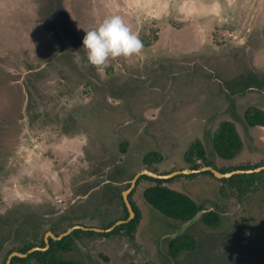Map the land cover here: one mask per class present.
I'll return each mask as SVG.
<instances>
[{
	"label": "rangeland",
	"instance_id": "1",
	"mask_svg": "<svg viewBox=\"0 0 264 264\" xmlns=\"http://www.w3.org/2000/svg\"><path fill=\"white\" fill-rule=\"evenodd\" d=\"M112 14L144 48L96 68L82 39ZM244 80L252 88L243 89ZM250 107L264 111V0H0V264L50 230L102 229L124 217L132 177L189 169L185 154L197 141L219 170L264 163V127L246 124ZM223 121L243 139L232 160L213 152ZM194 175L166 186L206 210L223 209L220 226L204 225L200 213L188 222L163 216L143 199L151 183L141 180L131 196L140 215L133 245L122 233L79 235L61 258L264 264V173L241 195ZM182 234L196 249L173 258L169 243Z\"/></svg>",
	"mask_w": 264,
	"mask_h": 264
},
{
	"label": "trees",
	"instance_id": "2",
	"mask_svg": "<svg viewBox=\"0 0 264 264\" xmlns=\"http://www.w3.org/2000/svg\"><path fill=\"white\" fill-rule=\"evenodd\" d=\"M244 81L245 83H243V86L245 84V87L243 89L252 88L251 85H249L250 84L249 82H247L246 80ZM235 87L236 85H233V88ZM242 87H240V90L238 91L239 93L244 92L243 89H241ZM229 110H230L229 115H231V117L235 119L236 113L234 110V105L232 103L229 106ZM244 119L246 124L250 127H255V126L264 127L263 110H260L255 107H250L246 110L244 114ZM242 140L243 139H241L234 124L230 121H223L222 123H220L218 129L213 134V138H212L213 152L223 160H232L241 150L243 144ZM156 158L159 162L162 161L161 155H156ZM185 160L190 165L189 169H199L203 166H212L214 167V169H216L221 173H227L234 170H250L264 165V163L262 162L255 166L240 165V166L230 167L227 170H219L212 164L213 162L206 157L204 146L199 141L195 142L193 145L189 147V150L185 154ZM199 161L202 162L201 165H198ZM144 165L146 166L148 165L146 158L144 159ZM263 173L264 170L252 174H236V175H232L229 178H223V179H216L213 176V174H211L209 171L202 172L199 174H208L217 181L228 183L232 192L241 195L246 193L247 191L252 190L256 186L255 183L260 181V179H258V176ZM177 176H174L173 178L167 180L154 179L146 175L140 176L136 181V185L134 189L128 195L129 202L132 205L135 215L134 218L128 221L127 223L119 225L109 232L96 233L93 231L74 230L72 233L63 237L59 241H53L51 239H48L49 244L46 250L34 251L28 254V256L25 258L14 257L12 258L11 264H29L31 261L34 262V264H79L78 262L61 258V254L69 250L68 246L70 245V242L72 241L73 237H78L79 235L106 237L113 233L114 234L122 233L127 238L130 245H133L134 244L133 238L139 224L140 215L138 214L134 204L132 203L131 196L141 180H145L151 183V186L143 189L142 191L143 199L145 200L146 203L151 205L155 210H157L163 216H166L171 220L188 222L200 213V217H201L200 220L204 223V225L209 227L220 226L221 218H222L221 212L223 211V209L212 207L211 209L206 210L202 208L201 205L197 204L188 195L172 190L166 186V184L170 183V181L172 182ZM189 176H196V175L193 174ZM242 179L244 180V182L238 183V181ZM248 181H252V182L248 183ZM129 186L130 183H127L125 189H127ZM225 192L226 191L224 189V185H221L220 194L222 196H225L226 195ZM121 202H122V210L124 217H122L120 220H125L129 216L123 200ZM113 224L114 222L110 223L105 227H102V229L106 230L111 226H113ZM70 227H72V225L69 226V228ZM65 231L66 230L54 235L57 236ZM44 246H45V242L43 238L40 244L38 245V247H44ZM33 247H37V246L32 244H27L21 249L8 251V253L4 256L3 264L5 263L7 256L11 252L17 251L20 253H25ZM195 249H196V241L194 237H191L188 234H182L174 237L170 241L168 246V252L173 258L178 257L183 252H190V251L192 252ZM126 264H135V263L130 261Z\"/></svg>",
	"mask_w": 264,
	"mask_h": 264
},
{
	"label": "clouds",
	"instance_id": "3",
	"mask_svg": "<svg viewBox=\"0 0 264 264\" xmlns=\"http://www.w3.org/2000/svg\"><path fill=\"white\" fill-rule=\"evenodd\" d=\"M82 48L86 52L87 64L100 68L111 58L140 56L144 44L121 15L112 14L85 31ZM76 59L79 61L80 57Z\"/></svg>",
	"mask_w": 264,
	"mask_h": 264
},
{
	"label": "water",
	"instance_id": "4",
	"mask_svg": "<svg viewBox=\"0 0 264 264\" xmlns=\"http://www.w3.org/2000/svg\"><path fill=\"white\" fill-rule=\"evenodd\" d=\"M263 170H264V165L261 167L255 168V169H250V170H234V171L227 172V173H221V172L217 171L216 169H214V167H212V166H203L199 169H183V170H179V171H173V172L168 173V174H160L159 175V174H155V173L149 171L148 169H144V170L138 172L136 175H134V177L131 179L130 186L126 190H124V192H123V202H124V205L127 209L128 216H129V217H127V219L119 220V221L115 222L113 224V226H111L110 228H108L106 230L97 229V228H86V227L76 225V226H72V227L68 228L65 232H63L57 236H55L52 232H46L45 236H44V242H45L44 247H38V246L33 247L25 253L13 251L7 256L4 264H11L12 258H14V257L25 258L28 256V254H30L34 251L46 250L48 248V244H49L48 239L49 238L53 241H59L63 237L72 233L74 230L93 231L96 233L109 232V231L113 230L115 227L122 225V224H125L128 221L132 220L134 218L135 213L133 211L131 203L129 202L128 195L133 190V188L135 187L137 179L142 175H146V176L154 178V179L167 180V179L173 178L174 176H177V175L187 176V175L199 174L202 172L209 171L211 174H213V176L216 179H223V178H229L232 175H236V174H252V173H258V172L263 171Z\"/></svg>",
	"mask_w": 264,
	"mask_h": 264
},
{
	"label": "crops",
	"instance_id": "5",
	"mask_svg": "<svg viewBox=\"0 0 264 264\" xmlns=\"http://www.w3.org/2000/svg\"><path fill=\"white\" fill-rule=\"evenodd\" d=\"M119 211H121V212H123L122 211V206H121V208H119ZM121 218H119V219H117L116 221H118V220H120ZM117 252H118V250H117ZM134 263V262H133Z\"/></svg>",
	"mask_w": 264,
	"mask_h": 264
},
{
	"label": "built area",
	"instance_id": "6",
	"mask_svg": "<svg viewBox=\"0 0 264 264\" xmlns=\"http://www.w3.org/2000/svg\"><path fill=\"white\" fill-rule=\"evenodd\" d=\"M57 201L60 203L61 202V200L60 199H57Z\"/></svg>",
	"mask_w": 264,
	"mask_h": 264
},
{
	"label": "flooded vegetation",
	"instance_id": "7",
	"mask_svg": "<svg viewBox=\"0 0 264 264\" xmlns=\"http://www.w3.org/2000/svg\"><path fill=\"white\" fill-rule=\"evenodd\" d=\"M143 170H144V169H143ZM133 189H134V188H133ZM118 221H119V220H118ZM115 222H117V221H115ZM115 222H114V223H115ZM49 232H51V231H49ZM43 238H44V236H43ZM49 239H50V238H49Z\"/></svg>",
	"mask_w": 264,
	"mask_h": 264
}]
</instances>
